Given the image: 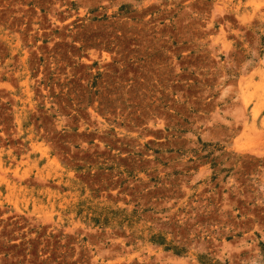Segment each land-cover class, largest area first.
Wrapping results in <instances>:
<instances>
[{
    "label": "rangeland",
    "instance_id": "1",
    "mask_svg": "<svg viewBox=\"0 0 264 264\" xmlns=\"http://www.w3.org/2000/svg\"><path fill=\"white\" fill-rule=\"evenodd\" d=\"M0 264H264V0H0Z\"/></svg>",
    "mask_w": 264,
    "mask_h": 264
}]
</instances>
